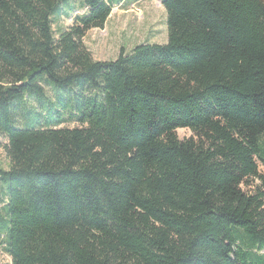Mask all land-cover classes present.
Wrapping results in <instances>:
<instances>
[{
  "label": "trees",
  "instance_id": "trees-1",
  "mask_svg": "<svg viewBox=\"0 0 264 264\" xmlns=\"http://www.w3.org/2000/svg\"><path fill=\"white\" fill-rule=\"evenodd\" d=\"M80 3L0 0L10 264H264V0H163L167 42L109 61L115 2Z\"/></svg>",
  "mask_w": 264,
  "mask_h": 264
},
{
  "label": "rangeland",
  "instance_id": "rangeland-1",
  "mask_svg": "<svg viewBox=\"0 0 264 264\" xmlns=\"http://www.w3.org/2000/svg\"><path fill=\"white\" fill-rule=\"evenodd\" d=\"M72 6L69 17L62 15L54 23L55 29L65 28L72 24L76 14L86 11L81 7L80 0H68ZM115 2L111 14L103 28H93L86 32L83 43L95 60H115L119 51L128 52L136 44H165L167 42L166 13L162 5L163 0H110ZM46 95L50 96L49 91ZM37 108L33 100H28V105ZM43 114V113H42ZM62 126L73 127L76 123H66ZM61 126V127H62ZM179 139L192 136L188 128H179L175 131ZM264 148V137L262 138ZM5 138L0 134V167L8 168V158L4 152ZM258 171L264 175V153L256 157ZM258 185V180L250 179L248 184L242 185L246 193H252ZM3 186L0 195L3 194ZM1 208V204H0ZM0 264H10V258L0 245Z\"/></svg>",
  "mask_w": 264,
  "mask_h": 264
}]
</instances>
